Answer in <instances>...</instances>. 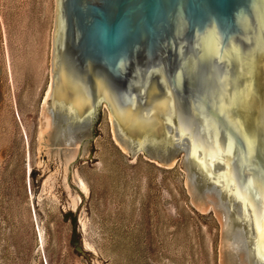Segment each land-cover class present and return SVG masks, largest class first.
Instances as JSON below:
<instances>
[{"label": "water", "instance_id": "1", "mask_svg": "<svg viewBox=\"0 0 264 264\" xmlns=\"http://www.w3.org/2000/svg\"><path fill=\"white\" fill-rule=\"evenodd\" d=\"M101 104L128 160L180 156L190 202L219 224L217 264H264V0H54L28 176L41 231L39 201L55 198L86 264L104 263L76 165L96 159Z\"/></svg>", "mask_w": 264, "mask_h": 264}, {"label": "rangeland", "instance_id": "2", "mask_svg": "<svg viewBox=\"0 0 264 264\" xmlns=\"http://www.w3.org/2000/svg\"><path fill=\"white\" fill-rule=\"evenodd\" d=\"M54 0H0V264H86L70 245L58 201L33 206L28 174L38 153L39 114L48 89ZM90 161L76 169L89 187L83 238L104 264H217L211 205L190 202L180 156L165 167L137 152L128 160L101 104Z\"/></svg>", "mask_w": 264, "mask_h": 264}, {"label": "snow or ice", "instance_id": "3", "mask_svg": "<svg viewBox=\"0 0 264 264\" xmlns=\"http://www.w3.org/2000/svg\"><path fill=\"white\" fill-rule=\"evenodd\" d=\"M249 147H251V142L249 141Z\"/></svg>", "mask_w": 264, "mask_h": 264}]
</instances>
